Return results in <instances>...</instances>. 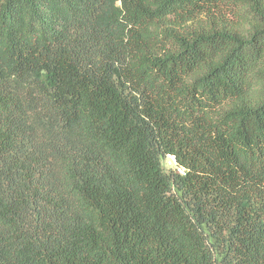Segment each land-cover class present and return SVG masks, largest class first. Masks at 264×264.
Returning <instances> with one entry per match:
<instances>
[{"label":"trees","instance_id":"1","mask_svg":"<svg viewBox=\"0 0 264 264\" xmlns=\"http://www.w3.org/2000/svg\"><path fill=\"white\" fill-rule=\"evenodd\" d=\"M0 264H264V0H0Z\"/></svg>","mask_w":264,"mask_h":264},{"label":"built area","instance_id":"2","mask_svg":"<svg viewBox=\"0 0 264 264\" xmlns=\"http://www.w3.org/2000/svg\"><path fill=\"white\" fill-rule=\"evenodd\" d=\"M165 158H167L168 167L174 169L178 174L184 175V170L176 164L175 159L172 155H166Z\"/></svg>","mask_w":264,"mask_h":264},{"label":"rangeland","instance_id":"3","mask_svg":"<svg viewBox=\"0 0 264 264\" xmlns=\"http://www.w3.org/2000/svg\"><path fill=\"white\" fill-rule=\"evenodd\" d=\"M167 164H168V163H167V158H165V161H164V168H166V169H167L166 166H168Z\"/></svg>","mask_w":264,"mask_h":264}]
</instances>
